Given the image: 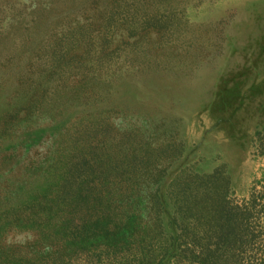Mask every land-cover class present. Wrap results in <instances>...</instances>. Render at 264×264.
<instances>
[{"label": "trees", "instance_id": "trees-1", "mask_svg": "<svg viewBox=\"0 0 264 264\" xmlns=\"http://www.w3.org/2000/svg\"><path fill=\"white\" fill-rule=\"evenodd\" d=\"M135 3L0 0V137L15 141L1 159L9 168L0 173V234L35 231V253L59 261L90 247L117 254L138 242L147 264H179L189 254L192 264H233L236 255V264H252L238 256L258 243L249 225L263 217L264 185L236 202L219 167L190 168L166 182L184 152L176 117L146 113L142 127L118 129L117 144L111 137L114 117L127 118L112 106L110 80L118 72L113 62L128 55L125 38L139 45L136 32L127 33L131 17L124 21ZM18 33L23 38L11 49ZM133 59L143 65V57ZM263 138L264 123L256 131ZM40 144L44 153L30 157ZM32 261L0 243V264Z\"/></svg>", "mask_w": 264, "mask_h": 264}, {"label": "rangeland", "instance_id": "rangeland-1", "mask_svg": "<svg viewBox=\"0 0 264 264\" xmlns=\"http://www.w3.org/2000/svg\"><path fill=\"white\" fill-rule=\"evenodd\" d=\"M136 2L138 10L129 16L130 11L124 13V21L131 17L134 25L127 33L136 32L131 39L139 38V45L127 44L126 37L123 49L128 60L126 57L113 62L111 68L118 70L110 80L112 106L127 114V118L118 115L112 120L114 143L122 139L118 129L142 127L139 117L146 113L176 117L178 141L183 143L184 152L167 172L166 182L190 168L204 174L219 167L231 178L230 195L236 202L247 198L255 183L261 190L264 138L256 140V131L264 123V0ZM54 32L56 38L62 37L60 28ZM22 36H12L14 43L9 47L17 46ZM2 39L8 45L9 40ZM57 45L63 48L64 41ZM135 55L143 57V65L136 64ZM119 72L124 74L122 79ZM70 112L75 115L79 111ZM10 138L18 139L15 135ZM14 142L0 137V173L9 168L2 167L1 159L12 154ZM30 153V157L37 158L44 153L43 144L33 147ZM14 172L9 171L7 178ZM115 200L114 205L121 202ZM120 206L123 208V204ZM261 209L262 219L249 225L250 234L259 236L258 243L238 253L243 262L264 264V200ZM113 210L119 209L114 206ZM34 232L13 227L0 234V243L12 254L32 257L35 263L30 264L148 263L138 242L117 254L90 247L65 260L59 261L54 254L46 258L32 247ZM185 239L191 240L189 236ZM189 258L190 254L182 257L179 264H192ZM170 264L176 263L172 260Z\"/></svg>", "mask_w": 264, "mask_h": 264}]
</instances>
